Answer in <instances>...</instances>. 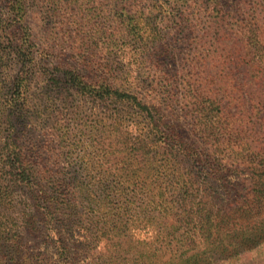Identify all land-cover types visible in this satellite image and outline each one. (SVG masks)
Listing matches in <instances>:
<instances>
[{"label": "trees", "instance_id": "1", "mask_svg": "<svg viewBox=\"0 0 264 264\" xmlns=\"http://www.w3.org/2000/svg\"><path fill=\"white\" fill-rule=\"evenodd\" d=\"M0 9V264H76L83 253L89 264H225V245L200 256L198 240L210 249L256 217L244 241L258 242L264 0L246 19L223 0ZM172 28L195 34L180 69ZM52 45L75 61L53 62ZM140 227L150 243L133 235Z\"/></svg>", "mask_w": 264, "mask_h": 264}, {"label": "rangeland", "instance_id": "2", "mask_svg": "<svg viewBox=\"0 0 264 264\" xmlns=\"http://www.w3.org/2000/svg\"><path fill=\"white\" fill-rule=\"evenodd\" d=\"M228 6L232 7L233 10L232 13L235 17L239 19H246L247 16L251 14V8L255 5L256 0H223ZM172 6V5H171ZM239 8V11H236L235 9ZM3 16V12L0 9V18ZM39 15L37 14H31L30 17V24L33 28V31L37 35L36 37V43H39V45H44L45 40L44 37H40L42 32L38 29L37 24L40 22L39 21ZM167 25L173 26L174 23L173 21H166ZM178 28L181 27L177 26ZM195 34L192 33L189 29L183 28L181 30H174L173 28L171 29V34L169 35L167 39V44L166 48L169 54H171L172 57H174L173 61H176L178 64V68L180 69L182 64H185L188 62L190 59L193 58L194 55V47L193 44L190 45V39L194 36ZM227 43L230 46H235V42L231 38H228ZM49 49L54 54L53 62H60L63 64L67 63H72L75 60L68 59L70 58V54H72V47H67V48H60L54 47H45ZM187 58V61L185 62V59ZM172 61V60H171ZM176 65V64H175ZM170 70L173 69V65L169 64L168 66ZM30 128V127H29ZM28 128V129H29ZM233 177V176H232ZM233 181H235L234 178H231ZM260 219L261 218H255L254 222L240 225V227L236 226L234 229L235 231L229 234H226L224 232L223 238L213 244L210 249H208L204 244L199 243H207L206 240L204 239H199L195 249H199V255L200 256H208V255H214V256H224L221 254L223 251V247H220L222 245H225L224 247L227 249L226 255L228 258L225 261V264H264V233L260 234L261 238L258 240V242H252L250 243L249 241L245 242L244 239L246 235H248V232L254 233L255 227H260ZM248 228L249 231H246ZM238 229L240 230L238 232ZM133 235L135 237L141 239V240H147V242H151V236L152 232L150 230H147L146 228H134L131 230ZM238 232V233H237ZM244 233H247L244 235ZM243 241V242H239ZM222 242V244H221ZM230 245V246H228ZM220 247V248H219ZM219 250L217 251V249ZM163 253H166V251H163ZM162 254V253H161ZM159 254V255H161ZM163 255V254H162ZM165 256V255H164ZM81 259L76 260V264H89L90 261L87 258H84V253L83 255L80 256ZM52 262H56V257L52 256Z\"/></svg>", "mask_w": 264, "mask_h": 264}]
</instances>
